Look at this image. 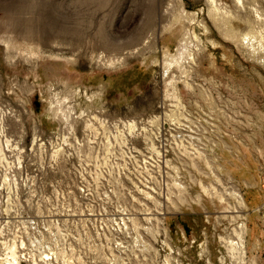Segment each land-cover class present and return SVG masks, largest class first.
I'll use <instances>...</instances> for the list:
<instances>
[{
  "label": "rangeland",
  "instance_id": "obj_1",
  "mask_svg": "<svg viewBox=\"0 0 264 264\" xmlns=\"http://www.w3.org/2000/svg\"><path fill=\"white\" fill-rule=\"evenodd\" d=\"M262 37L264 0H0V264H264Z\"/></svg>",
  "mask_w": 264,
  "mask_h": 264
},
{
  "label": "bare ground",
  "instance_id": "obj_2",
  "mask_svg": "<svg viewBox=\"0 0 264 264\" xmlns=\"http://www.w3.org/2000/svg\"><path fill=\"white\" fill-rule=\"evenodd\" d=\"M259 40L264 45V37L259 38ZM4 123L5 122L3 121L2 124H4ZM155 123H156L155 121H152V122H149L148 124H155ZM5 126L6 125H3L2 129L4 130V132H1V133L7 139H9L8 135L5 132ZM136 126H137L136 123L129 124L130 129H133V130H135L137 128ZM6 145L7 146L5 148V146L2 147V145L0 144V157H1V161H3V162L6 163V165H5L6 167H4L5 170H6V173L9 172V173H14V174L16 173V174L13 175V176H9V177L6 174V175H4V178H1L0 179V196L1 197H3L4 194L5 195H9V196L11 194H13V190H12L13 184L14 185L17 184V182H18L17 180H19V175L16 172L18 170V168H19V158H20L19 157V144L17 145V144H15V141H13V142H8ZM8 151L11 152V153H13V154H16L17 155V158L14 161L12 160L11 162H9V159L8 158H10V157L6 153ZM16 151H18V152H16ZM7 164L10 165V168L7 167ZM14 191L16 193L18 192V190H14ZM235 195L237 196V199L241 202V204L243 205V207H246L245 200L242 198V196H240V194H235ZM10 199H12V196H10ZM11 209H13V208L11 207ZM241 229H242L241 234L240 235L238 234L239 235L238 243L237 244L234 243L235 245L233 244L232 245L233 246L232 248L235 251L240 250L239 252H241V254L243 253V255H245V251H246L245 250V238H246V235H247V227H246V225L243 224L242 227H241ZM3 245L6 246L7 244L5 243ZM6 247H4V249ZM7 249L10 251L8 253L9 258L6 260L7 261V264H21V261H20L21 259L19 258V246L17 245V242H14L11 246L7 247ZM233 249H231V250L233 252H235Z\"/></svg>",
  "mask_w": 264,
  "mask_h": 264
},
{
  "label": "built area",
  "instance_id": "obj_3",
  "mask_svg": "<svg viewBox=\"0 0 264 264\" xmlns=\"http://www.w3.org/2000/svg\"><path fill=\"white\" fill-rule=\"evenodd\" d=\"M0 97H3V95L2 94H0ZM1 99V98H0ZM10 107V105H9V103H4V101L3 100H0V144L2 145V147L3 146H5V148H6V144L8 143V142H13V141H15V140H13V138H10L9 136V139H7L1 132H4V130L2 129V127H3V125H6L5 126V132H6V134L8 135L9 134V126H8V122H9V120H11L12 118H14V113L11 111V109L9 108ZM5 122L4 124H2V122ZM15 144H19V143H17L16 141H15ZM16 152H18V151H16ZM7 153V155L10 157V158H8L9 159V162H11L12 160L14 161L16 158H17V155L16 154H13V153H11V152H6ZM5 165H6V163L5 162H3V161H1V157H0V179L1 178H4V176L2 175V172H1V170H5ZM7 167H9L10 168V165L9 164H7ZM7 173H9V172H7ZM13 175H15L14 173H12ZM6 175V174H5ZM13 175H10L9 174V176H13ZM8 176V177H9Z\"/></svg>",
  "mask_w": 264,
  "mask_h": 264
}]
</instances>
